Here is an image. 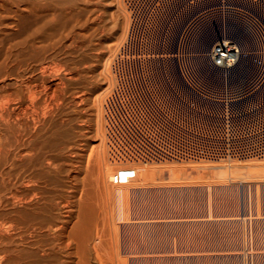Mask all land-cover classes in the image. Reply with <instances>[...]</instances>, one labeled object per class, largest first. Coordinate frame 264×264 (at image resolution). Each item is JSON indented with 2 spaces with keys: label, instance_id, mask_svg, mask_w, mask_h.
I'll list each match as a JSON object with an SVG mask.
<instances>
[{
  "label": "rangeland",
  "instance_id": "rangeland-1",
  "mask_svg": "<svg viewBox=\"0 0 264 264\" xmlns=\"http://www.w3.org/2000/svg\"><path fill=\"white\" fill-rule=\"evenodd\" d=\"M112 1L115 2L112 3ZM37 2H40L39 4L43 7L47 4L46 10L43 8L37 13L39 16L26 9V3L18 0L6 3L7 6L1 12L0 39H3L4 43L9 40L16 42L24 39L26 32L19 30L17 23L20 20L29 24L32 22L31 24L34 25V22H41L46 15L49 19L52 13L56 16L50 28L52 40H47V37L43 36L30 39V42H35L36 46H47L46 51H43L45 54L43 52L39 54L38 60H41V63L38 61L36 64L48 66V70L45 68L47 71L45 70L44 77L36 72L31 81L33 80L32 83L39 86H45L49 81L48 76L52 75L53 78L55 75L57 82L54 104L45 117L47 119L44 118L46 122H51L46 129L52 130L54 137H52V150L48 154L52 165L45 169L48 174L43 178L41 188L46 198H53L57 205L56 216L62 218L65 211L75 213L79 201L85 200L86 195L82 192L80 185V179L84 174L81 173H85L84 165L87 163L89 153L93 154L92 139L103 141V134L100 131L102 125L98 116L100 108L97 107L103 93L99 95L96 102L94 96L102 91L100 86L102 89L106 86V75H103L105 70L102 68L106 61L105 57L113 49L110 44L112 41L119 40V38L116 40L113 38L121 34L124 25V17L120 14V9L123 11V7L119 6L121 0L119 2L117 0H38ZM33 27L30 26L31 29ZM30 28L25 30L28 31ZM26 49L18 51L25 55L29 52V49ZM27 69L31 73L32 68L27 67ZM41 127L44 128L42 124L37 125L38 130L42 129ZM97 131L100 132L97 133ZM103 148L105 150V147ZM105 154L107 155L106 150ZM253 160L264 162L262 159L236 161ZM92 164L91 160L89 165ZM138 164L149 166L154 163ZM149 175L153 179L143 182V186L149 192L144 198L138 194L131 200L127 199L128 201L111 199L112 202H110L111 200L104 196L100 198L94 193V197L93 194L90 195L92 202L97 200V205L96 203L94 205L98 212L114 220L110 221L107 228L108 238L116 240L119 247H126L124 258L129 254L137 255L138 260L134 264H153V262L154 264H254L253 255L258 254L264 264V241H262L264 240V234H262L264 233V185H262L264 181L262 179L264 178H249L235 183L234 179H221L222 181L219 179V181L209 176L204 179L206 176L198 172V175L189 178L180 175L182 177L178 179H161L151 169ZM220 182L224 183L220 184ZM169 185L182 187V189L172 193L171 190L160 189L161 186ZM220 185L225 187L222 188ZM217 186L220 188H216ZM111 187L113 189V186ZM102 198L106 199V202ZM99 201L103 202L104 206ZM136 212L139 215L135 214ZM111 222L115 226H112ZM126 222H150L152 227L143 231L132 227L129 229L125 226ZM123 227L126 230L122 231ZM140 238L143 239L140 240ZM146 242L149 243L146 244Z\"/></svg>",
  "mask_w": 264,
  "mask_h": 264
},
{
  "label": "built area",
  "instance_id": "built-area-1",
  "mask_svg": "<svg viewBox=\"0 0 264 264\" xmlns=\"http://www.w3.org/2000/svg\"><path fill=\"white\" fill-rule=\"evenodd\" d=\"M126 1L130 25L102 101L117 158L264 159V0H188L176 35L178 0ZM167 58L180 63L174 72ZM135 177L122 168L112 183Z\"/></svg>",
  "mask_w": 264,
  "mask_h": 264
},
{
  "label": "bare ground",
  "instance_id": "bare-ground-1",
  "mask_svg": "<svg viewBox=\"0 0 264 264\" xmlns=\"http://www.w3.org/2000/svg\"><path fill=\"white\" fill-rule=\"evenodd\" d=\"M10 1L15 2V0H0V22L2 18L1 12L7 6L6 3ZM18 1L21 3H26V9L31 10L36 14L42 11L43 8L45 9L47 5L46 4L44 7L41 6L39 4L40 2H37L38 0ZM209 1L206 3V5H210L209 3L211 2ZM113 2L115 1H112V3ZM117 2H119V0H117ZM186 2H188V0H178L176 4H174L176 12H171L168 15L170 20L174 19L172 23L174 26L173 29L175 35L179 31V25L181 23L177 21V16L179 17V21H183L185 17L187 18L190 15L186 14V10L185 12H179V8L184 5L186 6ZM11 5L13 4L11 3ZM120 5L123 7V11L120 9V14H122L124 17V25L121 34L118 37L116 36L113 38L115 40L119 38V40H114L115 42L112 41V43L110 42L111 48L113 49H109L110 54L105 57L106 61L104 60V68L102 69L105 70L103 75H106V86L103 87V89L100 86V90L102 91L100 93L98 92L99 94L97 93L94 96V100L96 102L100 97L99 95L103 93L101 102L99 101L97 106L100 108V111L98 109L100 112V115L98 114V116H100V123L102 125L100 129L102 130H99L102 131L101 133L103 134V141L95 138L92 139L91 149L93 150L91 152H93V154L89 153V156L86 160L87 163L84 165L85 173H81L84 174V176L82 175L83 178L80 179V185L81 189L83 190L81 191L86 195L85 200L79 201L75 213L74 211H65V214L62 218H58L56 216L55 211L57 210V205L54 203L53 198H46L41 188L43 178L46 176V174H48L45 169L46 167H50L52 165L48 154L50 150H52V137H54V133H52V130L49 131L46 129V126L51 122H46L45 119L47 118L45 117L54 104L57 82L54 78L55 75L53 78L52 75L51 77L48 76L49 81L45 86H39L35 83H32L33 80L31 81L32 76H34L36 72L38 75H43L44 77L45 70L48 66L44 67L45 65L43 66V64H40L41 60H38V57H40L39 54L43 51H46L47 46H36V43L30 42V39H37L43 36L47 37V40H52L50 37V28L51 23L52 21H55L56 16L52 13L49 19L46 15L45 18L41 20V22H34V25L31 24L32 22L29 24V22L20 20L17 23L19 24L18 27H20L19 30L26 32L24 39L16 42H12L8 39L9 41L7 43H4L3 39H0V264H134L138 260L137 255L133 256L132 254H129L126 258H124V255L126 254V247H119V244H117L118 242L116 240L114 241L113 239L108 238L107 228L110 224V221L113 222L114 220H111V217L108 218V215H103L101 212H98L99 210L95 208L97 205V200L92 202L91 200L93 199L90 198V195L94 193L100 198L101 196H104L106 199H116L117 201H125L127 199L131 200L137 197L138 194H140V197L144 198L148 192V189L143 186V182H145L147 179H153L149 175L150 169L152 172L154 171L155 175H158L161 179H178L179 177H182L180 175H184L186 178H189L193 175H198V172L206 176L204 179L208 178V176L209 178L211 177L212 179L214 178L217 180L234 179L236 181L235 183H239L241 180L245 181L244 179L249 178H264V162L258 160L245 162L236 160H181L179 162H174L172 160H170V162L168 160H161L140 162V160L130 158H117V156H120V154L114 145L115 143L110 141V139L106 136V122L102 116V101L106 94H108L111 90V86L114 82L113 77L111 76V60L118 52V48L121 43L126 38L130 25L127 1L121 0L119 6ZM47 7L49 8V6ZM175 13H177V15ZM30 26L34 27L31 29ZM28 28L30 29L26 31L25 29ZM196 33L198 34V32H194L195 35ZM194 34L193 36H195ZM201 34H203V32H201ZM23 48L25 50H27L26 48L29 49L28 54L22 55V52L18 51L19 49ZM186 60L191 66H200L199 60L195 57H188ZM38 61L40 63L36 64ZM42 63L45 62L42 61ZM164 63L167 68L173 72L177 69V67L180 66V63L177 59L167 58ZM27 67L32 68L31 73ZM48 73H50V71ZM172 77L175 78L176 76L173 75ZM38 124H42L44 128L41 127L42 129L38 130ZM100 131H97V133ZM103 147H105L107 155L105 154ZM91 160L93 164L89 165ZM262 161H264V159H262ZM138 163L154 164L149 166H141ZM130 167H132L136 172L135 179L131 180L126 185H114L112 183L113 175L122 168ZM81 170L83 171V169ZM262 181H264V179H262ZM221 183L224 182H220V184ZM110 185L113 186V189ZM220 186L223 188L224 185ZM220 186H217L216 188H220ZM160 189H165L168 191L171 190L172 193V191L177 192V190L182 189V187H173L172 185H169L166 187L161 186ZM94 194L92 195L93 197L95 196ZM110 202H112V200ZM95 203L96 205H94ZM99 203L101 202L99 201ZM101 204L103 205L104 203L102 202ZM138 205L139 204H137V206ZM135 214L139 215L137 212ZM150 222H126L125 226H128L129 229L132 227L143 231V229L148 230V228L152 227ZM112 224V226H115L114 223ZM118 229L120 230V228ZM123 229L125 228L123 227L122 231ZM119 234L121 233L119 232ZM152 234H154V232H152ZM159 237L161 238V236ZM141 239L143 238H140V240ZM148 243L146 242V244ZM148 246H150V244ZM162 248L163 247H161V249ZM253 256L254 264H262V258L260 255L255 254ZM151 260L154 261L153 259Z\"/></svg>",
  "mask_w": 264,
  "mask_h": 264
}]
</instances>
